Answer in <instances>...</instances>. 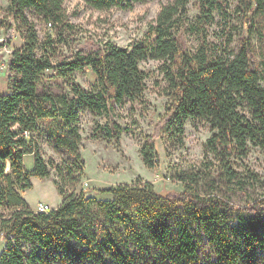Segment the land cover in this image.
Wrapping results in <instances>:
<instances>
[{
  "label": "trees",
  "instance_id": "16d2710c",
  "mask_svg": "<svg viewBox=\"0 0 264 264\" xmlns=\"http://www.w3.org/2000/svg\"><path fill=\"white\" fill-rule=\"evenodd\" d=\"M98 9L131 8L147 0H84ZM199 15L190 29L201 44H188L190 3ZM230 0H173L159 12L150 33L128 46L88 38L71 53L59 52L78 32L66 15L64 0H10L11 17L25 26L24 44L12 50L6 67L9 92L0 93V264H264V197L244 204L231 199L262 182L257 171L239 170L238 159L252 146L264 149V0H238L260 43L247 37L235 50L231 32L219 53L207 33L216 13L229 15ZM29 11L42 17L52 33L41 39ZM2 26L13 36L14 24ZM158 59L170 85L171 104L146 135L144 162H159L158 142L185 143L188 120L202 118L213 134L205 141L208 173L177 174L184 188L158 190L138 176L88 194L80 188L86 160L81 152L82 110L96 116L110 111L109 101L140 100L149 75L141 62ZM91 69L95 89L76 80ZM61 87L52 88L45 72ZM248 108V111L245 109ZM51 119L62 162L47 160L32 136L40 121ZM127 127L117 120L97 121L90 137L121 142ZM30 132L26 135L25 132ZM35 156L28 169L25 154ZM56 175H53L52 171ZM32 176L52 179L63 197L56 209H32L23 192Z\"/></svg>",
  "mask_w": 264,
  "mask_h": 264
},
{
  "label": "rangeland",
  "instance_id": "374dc122",
  "mask_svg": "<svg viewBox=\"0 0 264 264\" xmlns=\"http://www.w3.org/2000/svg\"><path fill=\"white\" fill-rule=\"evenodd\" d=\"M173 0H147L135 2L131 8L113 7L110 9H98L87 5L84 0H64V8L69 20L76 24L78 32L74 34L68 43L59 45V52L71 53L76 46L93 38L99 42L113 41L121 46H128L134 40L145 38L151 30L159 12ZM229 15L224 16L216 13V22L207 33V40L213 42L219 53L223 52V41L227 33L231 32L232 41L230 46L237 50L243 38L251 37L259 44L260 35L256 29H251L245 14L238 7V0H230ZM10 0H0V20L5 19L6 24H14L13 36L6 30L7 27L0 24V93H8L9 86L6 69L1 66L4 57L8 53L6 45L13 50L24 44L21 35L25 26L11 17ZM189 11L188 29L186 30L187 41L191 48L196 49L202 41L199 30L190 29L199 15V10L191 2ZM29 17L34 21L39 35L44 40L52 33L42 17L29 11ZM4 37L7 40L1 41ZM6 42V44H5ZM8 61V60H7ZM162 61L147 59L141 62L142 67L149 73L146 79L144 96L140 100L126 99L123 103L109 101L110 111L103 116H96L89 109L81 111L80 126L83 135L81 152L86 160L85 175L80 188H86L88 194H94V188H106L117 183H131L138 176L152 181L158 190L172 189L181 190L184 182L177 174L188 172L199 174L202 188L205 176L208 173V159L205 153L204 143L213 134L211 124L205 119L197 121L188 120L186 124L185 143L182 145L172 143L163 138L158 142L159 162L155 167H149L144 162L141 147L147 134L153 131L155 123L165 114L171 104L170 83L161 68ZM54 70L45 72L52 88L58 90L61 87L52 78ZM75 78L87 88L95 89L98 77L88 69L82 73L75 72ZM248 111V108L245 109ZM117 120L128 129L122 134L121 142L107 139H94L90 137L97 121L106 123ZM57 126L51 119L40 121V130L33 133V137L39 142L41 150L47 160L55 159L62 162L69 157L68 153L56 146L54 135ZM239 170H245L247 166L257 171L262 182L256 183V187L249 186L247 191L235 188L231 192V199L236 203L244 204L248 200L264 197V149L252 146L249 154L237 160ZM56 175L55 171H52ZM205 185V184H204ZM97 196L107 198V195ZM47 204L46 202H42ZM3 236L0 233V246Z\"/></svg>",
  "mask_w": 264,
  "mask_h": 264
},
{
  "label": "crops",
  "instance_id": "0c3cea01",
  "mask_svg": "<svg viewBox=\"0 0 264 264\" xmlns=\"http://www.w3.org/2000/svg\"><path fill=\"white\" fill-rule=\"evenodd\" d=\"M25 164L28 169H33L35 166V156L32 153L25 154ZM33 186L23 192V196L27 200L29 206L38 210V205L42 202L49 204L51 209H56L63 203V197L59 193L54 181L52 179H42L40 177L32 176ZM1 233V231H0ZM2 235V233H1ZM3 236V235H2ZM4 248V238L0 246V253Z\"/></svg>",
  "mask_w": 264,
  "mask_h": 264
},
{
  "label": "built area",
  "instance_id": "2783aa9c",
  "mask_svg": "<svg viewBox=\"0 0 264 264\" xmlns=\"http://www.w3.org/2000/svg\"><path fill=\"white\" fill-rule=\"evenodd\" d=\"M6 40H7V39L4 38V37L1 38V41H6ZM5 44H6V42H5ZM4 48L6 49V52H7L8 54L5 55V57H4L5 61H3V64H2V66H1V68H2L3 70L6 69V67H7V60H8V58H9L11 52H12V50H11L7 45H6ZM25 134L29 135L30 132L26 131ZM38 210H39V211H46V212H47V211L51 210V207L49 206V204L41 203V204L38 205Z\"/></svg>",
  "mask_w": 264,
  "mask_h": 264
},
{
  "label": "bare ground",
  "instance_id": "6f19581e",
  "mask_svg": "<svg viewBox=\"0 0 264 264\" xmlns=\"http://www.w3.org/2000/svg\"><path fill=\"white\" fill-rule=\"evenodd\" d=\"M27 135V134H26Z\"/></svg>",
  "mask_w": 264,
  "mask_h": 264
}]
</instances>
